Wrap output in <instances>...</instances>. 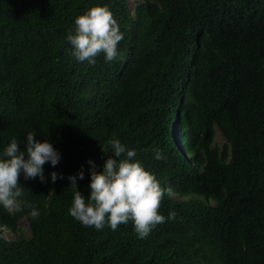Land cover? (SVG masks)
<instances>
[{
	"label": "trees",
	"instance_id": "trees-1",
	"mask_svg": "<svg viewBox=\"0 0 264 264\" xmlns=\"http://www.w3.org/2000/svg\"><path fill=\"white\" fill-rule=\"evenodd\" d=\"M95 4L119 24L120 55L77 62L66 35ZM185 67L195 73L182 84ZM175 106L198 123L189 159L172 142ZM30 131L61 160L45 163L44 183L18 177L19 210L0 207L11 235L0 236V264H264V0H0V149L12 138L23 147ZM112 139L172 189L144 238L131 221L96 229L68 213L67 175L84 164L87 195V161L100 170ZM53 170L65 179L49 182Z\"/></svg>",
	"mask_w": 264,
	"mask_h": 264
},
{
	"label": "clouds",
	"instance_id": "clouds-1",
	"mask_svg": "<svg viewBox=\"0 0 264 264\" xmlns=\"http://www.w3.org/2000/svg\"><path fill=\"white\" fill-rule=\"evenodd\" d=\"M73 24L74 28L67 32L66 40L72 46L71 55L77 62L94 64L95 58L100 54H103L106 62L118 58L120 53L117 45L123 39V33L106 5L91 6L78 15ZM194 73L193 68L185 67L180 74V82L183 84L188 78H192ZM179 88L176 92L181 93L182 96L178 98V101H181L187 93H183ZM193 119L189 115L183 117L177 106L169 113L173 145L182 157L188 159L190 152L186 148L189 145H186L185 140L195 132L198 124ZM215 130H219L218 127ZM219 131L224 141H216V131L214 142L222 145L226 138L222 131ZM20 145L12 138L0 149V207L8 210H19L17 200L22 196L23 188L18 177L22 176L24 180L38 178L44 183L45 163L54 167L61 160V153L53 146V142L49 138H36L34 131L27 132L23 147ZM110 145L111 154L99 166L100 170L95 161H87V195L78 187V181L85 177L84 164L80 165L75 174L67 175L68 185L73 189L68 213L81 224L96 229H102L107 224L109 228L116 230L120 224L131 221L137 237L144 238L152 228L166 219L158 212V208L164 195L170 194L172 189L161 186L155 174L148 168L149 165L136 156L134 148H129L119 139H112ZM102 149L109 153L103 147ZM153 154L156 160L166 158L159 148L154 149ZM190 164L194 167L197 161H191ZM57 179H65L64 173L53 170L47 178L49 182H55ZM23 207L28 209V215L31 217L35 218L40 214L38 208L30 201H25ZM167 218H175V212L169 211ZM4 233L10 234L4 225H0V236L3 237Z\"/></svg>",
	"mask_w": 264,
	"mask_h": 264
},
{
	"label": "rangeland",
	"instance_id": "rangeland-1",
	"mask_svg": "<svg viewBox=\"0 0 264 264\" xmlns=\"http://www.w3.org/2000/svg\"><path fill=\"white\" fill-rule=\"evenodd\" d=\"M128 1H129L130 7L132 8L135 5L136 1H138V0H128ZM216 131H217L216 141L222 143L224 141V137L222 136V134L220 133L219 130H216ZM20 224L25 231H29L26 220L20 221ZM9 236H10V234H7V233L3 234V237H9Z\"/></svg>",
	"mask_w": 264,
	"mask_h": 264
}]
</instances>
